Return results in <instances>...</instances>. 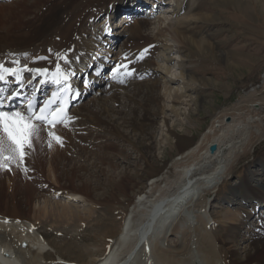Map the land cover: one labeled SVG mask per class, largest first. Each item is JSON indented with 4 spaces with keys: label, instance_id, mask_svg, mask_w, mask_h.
<instances>
[{
    "label": "bare ground",
    "instance_id": "bare-ground-1",
    "mask_svg": "<svg viewBox=\"0 0 264 264\" xmlns=\"http://www.w3.org/2000/svg\"><path fill=\"white\" fill-rule=\"evenodd\" d=\"M6 1L0 4V63H4L8 67L13 66L12 61L16 59L21 61V64H27L30 69L48 68L50 71H54L56 62H60L62 67H64L63 61H57L56 57V53H61L62 55L67 54L74 61L72 69L75 72L82 71L93 58L99 56V53L102 55V52H109L114 39H119L121 35H125L129 50L133 54L131 67L136 69L133 76L135 80L133 83L126 82L118 85H120L119 89H124L123 97L126 99L128 96L125 94V89L133 87L140 92V100H136L138 103L137 107L129 109L123 106L125 109L120 111L110 105L117 95L116 85L112 80V86L106 89H101V86V88L97 89L89 88L87 90L88 95L92 94L93 96L88 99L85 97L87 100L84 98L78 106L72 108L70 116L76 118L84 115L85 112H91L92 118L88 122L89 127L86 131L90 137H103L106 132L103 129V125L104 123L108 124L110 131L119 130L121 134H118V136L133 146L137 155L135 158H139L143 161V164L152 168L155 165L149 162V158L153 150V144L156 143L157 139L152 137L153 134L149 131L148 127H150V124L148 122L159 112V117L162 119L161 123H164L163 137L159 140L160 145H169L180 157L179 160H175L173 166L165 167L163 168L164 170L159 168L146 172L150 184L141 189L137 198L129 202V211L125 216V226L122 227L121 232L114 239L113 245L109 247L112 251L109 252V250V254L99 260V255H97L96 251L100 248L85 246L86 258L80 264H121L123 261H125V264H264V208L260 211L261 215L259 214L254 219L255 223L250 222L251 226L246 237L242 236V240L246 244L240 247L239 243L242 228L249 224V220L254 215L256 216L255 207L259 203L264 202V168L252 171L250 174L254 177L251 180L244 178L241 181L240 186L244 190V196L243 205L239 209L240 215L226 216L229 221L225 227L223 239L217 238L212 230L207 229L209 220H213V217L211 215L207 216L205 209L184 210L182 213L175 210L179 202L184 198L193 199L197 196L200 199L207 192L215 191L230 167L241 156L247 155L254 143L264 136L262 119H255L259 112L258 110L256 112L254 109L251 110L253 107L249 105L238 107L237 111L231 113L230 121L227 120L229 118H226L224 113L217 115L207 130L196 140L182 134V136H179L180 133L174 127V123H179L180 125L183 123L178 106L185 104L189 106V110L193 109L195 105L201 106V99L187 95L186 92L193 90L198 92L204 85L194 76L183 73L187 71V68L186 70L183 69V72L179 74L182 86L172 88V92H169L167 99L172 104L166 107V105L161 106L159 104L161 92L157 91L158 81L154 78H148L146 74L148 71H153L150 68L151 54L156 42L161 41L159 37L163 33V29L170 28L171 32L169 33L172 34L174 41L172 45L178 51L183 53L185 48L193 44H195L199 52L203 50V39L196 41L180 34L187 20L178 18L172 22L173 17L170 21L166 19L168 21L166 22L167 26H160L159 24L155 33L146 34L144 31L149 28L147 17L134 15L127 20L123 19L125 18L123 16L119 19L122 24H115L113 29L115 31L111 29L110 25H108L111 30L110 33H105L104 28L102 29L103 35H105L104 39L100 38L102 33L100 31L96 37L89 40L87 37L89 25H87L86 20H91V18H95L101 12H106L108 20L105 23L109 24L112 16L116 17L119 13H137L140 4L145 5V0H34L32 3L24 0L23 2L21 0H19L20 2L18 0H8L9 3H5ZM40 1H46L43 15L39 14L29 23L24 22L22 20L24 13L21 12V9L27 10L29 6L37 7ZM237 1L220 0L224 5L228 4L235 7L239 5ZM15 5H18L21 9L19 10ZM178 9L179 5L166 12L172 11L173 13ZM147 12L145 13L146 15H148ZM38 17H40V22L36 21ZM105 18L107 19V16ZM190 19L196 21L212 19V17L206 14H199L192 16ZM160 20L162 22L165 21V19L161 18ZM67 24H69L71 29H65ZM105 43L110 46L105 51H101ZM163 45H166L165 51L167 52H163L160 58L167 63H171L172 59L167 54L170 52L168 50L173 46L165 42H163ZM68 49H73V51L68 52ZM144 49L148 50L147 53L142 60H138L139 53ZM25 53H27V58H25ZM77 55H81V59L78 62L75 61ZM38 57L42 59H37ZM178 60L182 63L185 61V57ZM184 65H181V67ZM162 70L167 74L171 71V67L168 65L163 67ZM31 79L32 75H29L25 83H28ZM177 81L178 78L176 76H169L168 78H163L162 84L167 91H170V84ZM126 99L123 100V103L127 101ZM76 124L75 119L69 123L67 128L58 125L54 129L65 142L68 139H72L74 144L73 151L80 146V142L75 143V141L79 140L82 142L79 134H74L73 129ZM85 127L81 126L80 128L84 129ZM99 128L101 129L98 130ZM46 132L47 130L42 133L40 141L35 142V151L25 158L23 166L27 168V171L24 170L22 165L20 169L12 165L14 167L15 188L19 189L22 192V198L28 201L29 197L34 194L33 185L31 181L27 180L29 174L33 173L35 176L38 170L43 172L50 171V168L46 169V163L42 156L45 152V147H48ZM211 144L216 145V150L213 153L209 151ZM81 148L84 149L83 153L85 154L76 152L75 155L80 157L81 163H84L83 161H91L94 164L92 167L97 170L94 177L107 175L116 180L118 179L116 177L118 173H122L120 176L126 174L125 170H116V176H114L109 169L105 170L102 165L96 163L97 159L87 150V146ZM51 149L54 160L56 156L62 155V151L55 144V141H52ZM129 159L126 161L127 164L137 165L135 161H129ZM65 165L72 166V163L68 161L67 164H61L60 167H65ZM156 166L163 167L164 165ZM2 173L4 172L0 169V175ZM32 178L29 177V180ZM123 178L124 176L121 179ZM74 180L73 176L70 181L71 184H67L68 180L65 183L59 182L55 192L65 193L68 200L74 201L82 200V202H87L85 200L86 195L91 198L95 197L91 196L89 180H83L81 183L79 181V184H72ZM123 186L124 182L120 179L111 183L112 199L118 200L117 190L121 192ZM134 187V184H130L124 190L125 193L127 189H133ZM83 192L86 195L82 194ZM14 201L16 202V200ZM42 207L40 213L46 214L47 212ZM70 207L69 201L64 203L60 207V211H58V216H64V219L73 221L76 213ZM95 207L94 205L93 208L96 210ZM0 212L10 213L8 215L0 214V244L2 247L6 246L5 251L8 255L13 254V256L1 255V260L6 262L17 260L20 264H44L42 263V260L46 258L44 250L46 248L54 250V247L41 233L36 231L37 229L32 222L19 216L14 204H9L4 199L0 206ZM81 220L83 221V219ZM176 220L177 222L175 223ZM169 229L179 235V248L174 244H163ZM219 240H223L229 245L228 257L222 253ZM23 243L25 244L24 246H22ZM127 252H131V260H125V253ZM58 256L60 259L65 260L63 256Z\"/></svg>",
    "mask_w": 264,
    "mask_h": 264
},
{
    "label": "rangeland",
    "instance_id": "rangeland-1",
    "mask_svg": "<svg viewBox=\"0 0 264 264\" xmlns=\"http://www.w3.org/2000/svg\"><path fill=\"white\" fill-rule=\"evenodd\" d=\"M24 1L28 3L34 2V0ZM159 1L161 5L159 3L157 4V9H155V6L151 10H160L164 8L169 10L177 5H179V9L173 13L172 11L165 12L162 17L160 15L158 16V11H154L153 15L150 17L146 15L145 13L148 9V12L151 11L150 8L152 6L150 7V5L156 4ZM159 1L145 0V5L140 4L137 13H119L116 17L112 16L110 19L111 21L109 20V24L105 23L108 20V14H106V12H101L95 18H91V20L88 19V21L86 20L87 25H89L87 37L89 40H92L101 31L102 33L100 36L104 39L105 35H103L102 29L105 28L106 25H110L113 30L115 24H122L121 21L119 22V19L123 16H125L123 19L127 20L134 15L147 17L149 28L144 31L146 34L155 33L159 24L160 26H167L166 22L170 21L172 17V22L178 18H185L187 22L184 24L180 34L188 36L196 41H201L200 39H203V50L199 52L195 44H193L185 48L183 53L178 51L172 45L174 41L172 39V34L169 33L171 31L168 27L165 30L163 29V33L159 37L161 41L156 42V46L151 54L150 68L153 69V71L147 72L148 78H154L158 81L157 91L161 92L159 103L161 106L166 105L167 107L172 104L171 101L169 102V100H167L168 94L172 92L173 87L182 86V80L179 74L183 72V69L186 70L187 68V71L183 73L194 76L204 85L198 92L195 90L186 92L187 95L201 99V106L195 105L193 109L190 110L189 106L185 104L178 106L181 113L180 118L183 123L182 125L174 123V127L177 129V132L180 133L179 136H190L193 140H196L207 130L217 115L224 113L226 114V118H229L228 120L230 121L231 113L237 111V108L242 105L253 107L251 110L254 109L255 112L258 110L259 114L255 116V119H262V124L264 125V0H238L237 2H239V5L236 7L228 4L224 5L220 0ZM2 2L3 1H0V4ZM21 2H23V0H21ZM5 3H9V1ZM45 3L46 1H40L37 7L29 6L27 10L19 8L18 5H15V7L19 10L21 9V12L24 13L22 20L29 23L39 14L43 15ZM199 14L210 15L212 19H200L196 21L190 19L192 16ZM105 16H107V19ZM160 18L165 19V21L162 22ZM39 19L40 17H38L36 21H39ZM65 29H71L69 24L66 25ZM80 30H82V28H80ZM163 42L173 46L168 50L170 52L167 54V56L172 59L171 63H167L160 58L163 52H167L165 51L166 45L164 46ZM103 48H101V51H105ZM124 50L127 51H125V53L128 59L132 60L133 54L127 45L126 36L121 35L117 42L115 52L116 54L119 52L117 56H120V51L124 52ZM103 53L107 52H102V54ZM99 56L102 55L99 53ZM182 57H185V61L181 63L178 59ZM124 58H120L117 63L126 62ZM183 64L185 65L182 66V68L181 65ZM168 65L171 67V71L166 74L162 69ZM151 73L152 75H149ZM169 76H176L178 81L176 83H171V89L167 91L163 87L162 82L163 78H168ZM134 80L135 79L131 77L127 80V83H133ZM113 82L107 84L103 82L102 88H97L106 89L112 86ZM114 83L116 85L117 95L110 105L113 108H118L120 111L125 109L123 106L129 109L137 107L136 105L138 103L136 100H140V92L133 87L127 88L125 89V94L128 96L126 99L123 97L124 89H119V83ZM91 96L93 95L89 94L87 99ZM124 99L127 100L125 103H123ZM159 116L158 112L157 115L148 122L150 124V127H148L149 131L153 134L152 137L157 139L156 143L153 144V150L149 158V162L155 165L152 168L143 164V161L139 158H135L137 155L134 152L133 146L118 136V134H121L119 130L110 131L108 124L104 123L103 125V129L106 130L103 137H90L86 131L89 127L88 122H90L92 118V113L85 112L84 115L76 117L77 124L73 129L74 134L78 133L82 139V142L79 140L75 141V143L80 142V146L77 150L73 151L74 144L72 139H68L67 142L63 139L62 147L57 144L58 148L62 151V155L56 156L54 160L52 149L45 147V152L42 156L46 163V169L48 170V168H50V171L43 172L42 170H38L35 176L33 173L29 174V177H33L31 180H29V177L28 179L26 178L29 182L31 181L34 192V194L29 197V201L22 198V192L15 188V180L13 178L14 167H12V173L1 169L4 173L0 175V206L4 199L5 202L14 204L18 210L19 216L32 222L37 229L36 231L41 233L51 246L54 247V250L49 249V252H46V258L42 260V263L54 264V262H56L58 264V255L63 256L65 260L71 264L83 263L86 258L85 246L99 247L100 249L97 250L96 253L99 255L98 259L100 260L110 249L109 247L113 245L114 239L121 231L124 218H126L125 216L129 211V202L137 198L141 189L150 184L146 172L148 170H157L159 168L163 169L173 166L175 160H179L180 158L177 156V152H174L169 145H160L159 140L163 137L164 123H161L162 119H160L161 117ZM81 126L86 127L81 129ZM100 129L101 128L98 130ZM170 141H172V139H170ZM83 146H87V150L97 159L96 163L98 165H102L105 170L109 169L114 176H116V170L126 171V174L120 176L122 173H118V176H116L124 182L121 192L117 190V201L111 197V194H113L111 183L118 179L115 180V178H110V176L107 175L94 177L97 171L92 167L94 164H92L91 161H83L84 163H81L80 157L75 155L76 152H84V149L81 148ZM128 159L129 161H135L137 165L133 166L127 164L126 161H128ZM68 161L72 163V166L65 165V167H60L61 164H67ZM156 165L164 166L157 167ZM22 167L24 168L23 165ZM263 168L264 136L254 143L247 155L241 156L240 159L230 167L216 190L207 192L206 195L200 199L197 198L196 201H194L196 207H190V210L205 209L206 215H211L215 221L213 224L211 223V225L208 223L207 229L212 230L217 238L223 239L224 231L226 230L225 227L229 221L226 219V216H232L233 214L237 216L240 215L239 209L243 205L244 196V190L240 186L241 181L244 180V178L251 180L254 176L250 173L257 169L262 170ZM18 169H20V167ZM64 175L67 176L64 177ZM73 176L75 180L74 182L72 181V184H79L83 180H89L92 193L91 196L95 197L91 198L83 192L82 194L86 195L85 200L87 202H82V200H68L67 194L59 190H57L59 193L55 192L59 182L65 183L68 180L67 184H71L70 181ZM122 176H124L123 179H121ZM130 184H134L135 187L133 189H127L125 193L124 190ZM14 200H16L17 203ZM68 201L71 210L76 213L73 221L71 219H64V216V218L58 216V211L61 209L60 207H62L64 203H68ZM263 203L260 205L261 208H264ZM94 205L96 206V210L93 208ZM42 206L45 212H47L46 214L40 213L42 211ZM0 214L8 215L10 213L0 212ZM253 217H255V215ZM81 219H83V221ZM254 219L253 221L251 219L249 223H255ZM249 227L245 225L240 232V247L246 244V242H243L242 236L246 237V234L249 232ZM163 242L164 245L174 244L179 248L180 238L178 234L170 229ZM219 246L222 248V253L228 257L229 245L223 240H219ZM53 258L55 260H52ZM48 260L50 261L47 262Z\"/></svg>",
    "mask_w": 264,
    "mask_h": 264
},
{
    "label": "snow or ice",
    "instance_id": "snow-or-ice-1",
    "mask_svg": "<svg viewBox=\"0 0 264 264\" xmlns=\"http://www.w3.org/2000/svg\"><path fill=\"white\" fill-rule=\"evenodd\" d=\"M105 33H110V28L106 25ZM51 51V50H49ZM72 52L73 49H68ZM144 49L139 53L137 59L142 60L147 53ZM27 58V53L24 54ZM57 61H63L64 67L60 62L55 63V70L50 71L48 68H29L27 64H21V61L14 59L13 66L7 67L0 63V82L7 84L8 77H13L15 82L24 86V72H32L35 76H48L52 84L58 86L59 91L53 93L52 97L43 102V105L37 109L36 104L31 98H23L21 91H12L7 96L4 95L5 89H0V169L12 170V165L20 167L25 164L26 156L35 151L34 144L41 140L42 133L47 129L48 147H52V141L59 146H63V139L54 129L57 125L65 128L72 122L75 117L69 115L70 102L79 97L80 92L73 88L70 83L76 75L72 69L74 62L67 54L56 53ZM42 59V58H37ZM81 55L75 57L79 61ZM124 63H117L112 67L111 79L119 84H124L134 76L136 69L131 67L132 61L125 55ZM103 74V64L95 72L96 76ZM35 78V77H33ZM88 81H84L87 87ZM21 98L24 100L22 106L6 104L5 100H15ZM27 171V168L24 169Z\"/></svg>",
    "mask_w": 264,
    "mask_h": 264
},
{
    "label": "water",
    "instance_id": "water-1",
    "mask_svg": "<svg viewBox=\"0 0 264 264\" xmlns=\"http://www.w3.org/2000/svg\"><path fill=\"white\" fill-rule=\"evenodd\" d=\"M227 120H228V119H227ZM215 150H216V145H215V144H211V145L209 146V151H210L211 153H213Z\"/></svg>",
    "mask_w": 264,
    "mask_h": 264
}]
</instances>
